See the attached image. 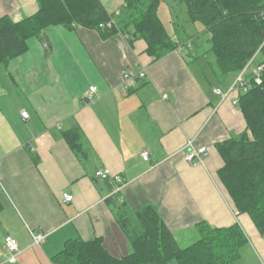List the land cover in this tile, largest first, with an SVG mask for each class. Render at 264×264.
<instances>
[{"label":"crops","instance_id":"obj_1","mask_svg":"<svg viewBox=\"0 0 264 264\" xmlns=\"http://www.w3.org/2000/svg\"><path fill=\"white\" fill-rule=\"evenodd\" d=\"M101 1L109 13L125 8L124 0ZM39 11L38 0H0V18L21 22ZM74 28L50 24L28 37L24 55L0 65V264L9 256L7 235L19 240L21 252L5 264H53L65 242L76 238H101L114 257H125L132 248L118 212L132 215L149 204L180 244L197 237L203 220L218 227L238 222L249 240L238 264L264 260V235L248 214H237L218 176L224 162L217 143L246 129L234 103L238 93L229 92L240 73L219 94L185 55L197 47L155 59L143 39L130 43L121 33L104 38L97 29ZM142 68L147 76L124 91V70ZM76 127L87 156L64 138ZM189 141L207 148L203 163L186 160ZM102 168L124 179L122 189L112 178L95 176ZM38 233L47 235L43 245L33 242Z\"/></svg>","mask_w":264,"mask_h":264},{"label":"trees","instance_id":"obj_2","mask_svg":"<svg viewBox=\"0 0 264 264\" xmlns=\"http://www.w3.org/2000/svg\"><path fill=\"white\" fill-rule=\"evenodd\" d=\"M40 11L15 22L0 18V65L24 55L28 37L40 36L50 25L74 30L82 26L100 31L110 38L119 33L128 41L143 39L146 52L160 59L177 49L180 41L171 35L158 15L161 0H124L117 15L109 13L101 0H38ZM189 18L203 24L209 36L210 51L222 73H245L250 89L239 95L246 129L217 143L223 159L218 176L234 202L237 214H248L264 235V0H185ZM118 16V20H116ZM263 66L257 83L252 71ZM70 147L87 156L83 131L76 127L64 132ZM4 208L0 199V213ZM118 220L130 238L132 251L114 257L101 238L69 239L52 257L53 264H238L248 237L237 222L213 226L203 220L197 224L198 239L183 247L149 204L128 214L119 210Z\"/></svg>","mask_w":264,"mask_h":264},{"label":"rangeland","instance_id":"obj_3","mask_svg":"<svg viewBox=\"0 0 264 264\" xmlns=\"http://www.w3.org/2000/svg\"><path fill=\"white\" fill-rule=\"evenodd\" d=\"M158 15L168 32L174 37L179 35L182 40L189 39V37L195 38L193 46L197 48L191 54L187 50L185 55L192 60L193 67L201 80L212 81V85L218 86L225 93L238 73L221 72L215 55L210 51L209 36L205 27L199 22L195 23L190 20L185 0H161ZM198 237L200 236L197 235L189 242H181V245L186 247L195 242Z\"/></svg>","mask_w":264,"mask_h":264},{"label":"built area","instance_id":"obj_4","mask_svg":"<svg viewBox=\"0 0 264 264\" xmlns=\"http://www.w3.org/2000/svg\"><path fill=\"white\" fill-rule=\"evenodd\" d=\"M192 47H193L192 42L188 41L184 44L179 43L177 50L183 51L187 48L191 49ZM262 69H263V66H258L256 68H254L252 71L254 77L256 78L255 80L257 81V83H261V78H260L259 74H260ZM146 76H147L146 68H142L140 71L124 70V72H123V88H124V91L132 88L138 79L145 78ZM248 89H250L249 81H248V79H246L245 73L242 72L240 74V76L238 77L235 85L230 89L229 92L235 90V91H237L238 96H239L241 92L247 91ZM95 91H96L95 86L90 87V93L88 94L89 99H92V97H93L92 93ZM215 92L222 94V91L220 89H216ZM167 97H168L167 95L164 96L165 99H167ZM234 103L237 104L238 101L236 100ZM22 116L25 120H27L29 118V115L26 111L22 112ZM206 152H207L206 147L195 148L192 141H189L188 142V153L186 155V160H188L189 162H194L195 164L203 163V158H204V155L206 154ZM142 156L145 160L150 159V153L148 151L142 152ZM95 176L99 179H104V180L109 179V178L114 179V181L118 185V190L122 189V187L125 184L124 179L120 175H118V174L114 175L110 171V169H108V168H102V169L96 170ZM64 199L66 201H72L73 196L68 194V193H65ZM32 235H33L34 244L43 245L46 242L47 235L45 233H38V234H32ZM4 246H5V249L7 250V252L9 253V256H8L5 263L16 262L17 256L21 252L19 240L16 239L15 237L11 236V235H7L4 239ZM5 263H2V264H5ZM258 264H264V260H261Z\"/></svg>","mask_w":264,"mask_h":264},{"label":"water","instance_id":"obj_5","mask_svg":"<svg viewBox=\"0 0 264 264\" xmlns=\"http://www.w3.org/2000/svg\"><path fill=\"white\" fill-rule=\"evenodd\" d=\"M75 27V26H74Z\"/></svg>","mask_w":264,"mask_h":264}]
</instances>
